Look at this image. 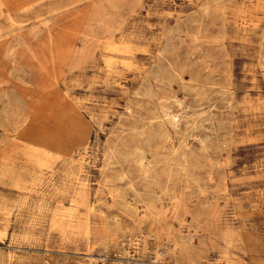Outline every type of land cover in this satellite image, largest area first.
<instances>
[{
	"label": "rangeland",
	"instance_id": "rangeland-1",
	"mask_svg": "<svg viewBox=\"0 0 264 264\" xmlns=\"http://www.w3.org/2000/svg\"><path fill=\"white\" fill-rule=\"evenodd\" d=\"M0 264H264V0H0Z\"/></svg>",
	"mask_w": 264,
	"mask_h": 264
},
{
	"label": "bare ground",
	"instance_id": "bare-ground-1",
	"mask_svg": "<svg viewBox=\"0 0 264 264\" xmlns=\"http://www.w3.org/2000/svg\"><path fill=\"white\" fill-rule=\"evenodd\" d=\"M198 123H199V121H198ZM38 135V134H37ZM170 139V138H169ZM40 140V139H39ZM47 144V143H46ZM225 234V233H224ZM234 234V233H233ZM232 234V235H233ZM232 235H230V237L232 236ZM227 236H229V234L227 235ZM233 236H235V235H233ZM234 238V237H233ZM229 239V238H228ZM231 239H232V237H231Z\"/></svg>",
	"mask_w": 264,
	"mask_h": 264
}]
</instances>
